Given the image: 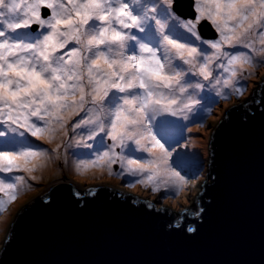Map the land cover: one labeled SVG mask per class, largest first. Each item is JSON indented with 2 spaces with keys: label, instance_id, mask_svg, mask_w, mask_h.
I'll use <instances>...</instances> for the list:
<instances>
[{
  "label": "snow or ice",
  "instance_id": "6c2138e0",
  "mask_svg": "<svg viewBox=\"0 0 264 264\" xmlns=\"http://www.w3.org/2000/svg\"><path fill=\"white\" fill-rule=\"evenodd\" d=\"M182 3L0 0V173L14 174L0 178V213L50 155L29 137L53 142L69 128L77 145L101 144L79 171L107 168L169 196L185 190L196 173L191 157L174 156L170 117L243 96L247 69L264 64V0H191L190 17ZM205 23L216 39L203 38Z\"/></svg>",
  "mask_w": 264,
  "mask_h": 264
},
{
  "label": "water",
  "instance_id": "95a60500",
  "mask_svg": "<svg viewBox=\"0 0 264 264\" xmlns=\"http://www.w3.org/2000/svg\"><path fill=\"white\" fill-rule=\"evenodd\" d=\"M179 14L193 15L191 0ZM200 32L217 37L208 23ZM244 101L213 129L189 207L156 208L114 187L62 179L15 216L0 264H264V76Z\"/></svg>",
  "mask_w": 264,
  "mask_h": 264
},
{
  "label": "rangeland",
  "instance_id": "374dc122",
  "mask_svg": "<svg viewBox=\"0 0 264 264\" xmlns=\"http://www.w3.org/2000/svg\"><path fill=\"white\" fill-rule=\"evenodd\" d=\"M257 47L259 48V44H257ZM247 73L251 74H246V79L243 80V83L246 84V89L243 96L239 99L235 96L227 100L221 99L218 103L211 104V110L207 115L201 112L198 107L194 111L187 113V120L184 117L182 118V116L172 117L176 125L175 140L178 141V143L173 144V147L175 151L179 150V152H182V155H187L192 158L193 167L188 170L189 175L193 172L196 173L195 178L190 181L189 185L179 195L169 196L163 190L159 193H153L150 188L139 183L130 186L128 181L133 178H121V176L115 173L109 174L107 168H89L83 172L79 171L77 164L84 163L87 159H95V153L98 149H101V144L98 140H93L88 141V143L93 145L92 148H86L82 144L77 145L75 141L79 140L80 136L74 133L71 128L68 129L66 136L61 134L53 142H48L47 140L36 141L34 138L29 137L33 147L47 149L50 155L44 163V166L33 174L37 178L29 181L31 187L19 195L7 207L4 213H0V250L10 225L18 212L30 200L45 192L52 184L62 179L82 189L98 186L114 187L117 190L136 195L142 199H148L156 208L165 206L168 209L179 211L189 207L192 204L193 197L200 193V186L205 180L206 165L209 156L208 149L213 129L233 104L241 103V101H244L257 88V85L264 76V64H260L255 69H247ZM210 102V98L202 101L203 104H209ZM201 120L203 121L202 124L200 123ZM0 127L6 126L0 125ZM105 142L107 141L105 140ZM57 145H59L58 148ZM197 162L199 164L198 171L195 166ZM177 170L183 171L181 169ZM11 175L14 174L0 173V178L8 181V177ZM2 196L3 194L0 193V197Z\"/></svg>",
  "mask_w": 264,
  "mask_h": 264
},
{
  "label": "bare ground",
  "instance_id": "6f19581e",
  "mask_svg": "<svg viewBox=\"0 0 264 264\" xmlns=\"http://www.w3.org/2000/svg\"><path fill=\"white\" fill-rule=\"evenodd\" d=\"M182 118H183V116H182ZM170 119H173V118L171 117ZM179 153H180V154H179ZM181 153H182V152H179V150H176V151H175V154H176V155H182ZM200 188H201V186H200ZM161 207H162V206H161ZM161 207H159V208H161Z\"/></svg>",
  "mask_w": 264,
  "mask_h": 264
},
{
  "label": "trees",
  "instance_id": "16d2710c",
  "mask_svg": "<svg viewBox=\"0 0 264 264\" xmlns=\"http://www.w3.org/2000/svg\"><path fill=\"white\" fill-rule=\"evenodd\" d=\"M194 208H197V205H196V207H194Z\"/></svg>",
  "mask_w": 264,
  "mask_h": 264
}]
</instances>
